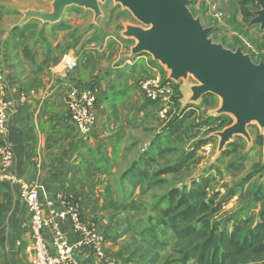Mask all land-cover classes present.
<instances>
[{
  "label": "crops",
  "instance_id": "0c3cea01",
  "mask_svg": "<svg viewBox=\"0 0 264 264\" xmlns=\"http://www.w3.org/2000/svg\"><path fill=\"white\" fill-rule=\"evenodd\" d=\"M53 1L0 0V65L5 79L4 94L12 101L7 136L14 152L10 170L35 180L44 200L56 198L60 192L74 193L80 199L84 215L97 219L100 230L108 236L107 253L120 255L125 264H145L135 254L134 242L140 238L142 229L138 221L146 217L141 207L146 199L143 188L132 186L122 179V174L143 158L144 153L139 154V150L144 151L153 142L155 135L150 134V129L160 134L170 123L157 114L158 104L147 100L139 87L143 79L153 74L152 70H157L154 64L158 62L148 54L131 56L136 40L125 37L123 31L126 25L136 23L121 12L117 11L113 28L99 21L116 16L115 8L106 7L109 1L101 4L102 15L98 20L92 10L72 8L75 10H68L57 24L33 20L26 28L18 27L24 11H51ZM194 1L196 6L202 2ZM204 1L219 10L231 3L237 7V21L243 18L239 0ZM113 3L122 11L127 10ZM218 24L225 25L217 20L214 26L217 28ZM116 26L124 27L118 31L119 36L114 33ZM257 29L264 32L259 26L247 25L241 33L256 36ZM241 37L239 46L244 50L245 46L251 47ZM66 54L78 59L76 69L65 67ZM166 74H169L167 70ZM192 84L196 82H179L181 106L184 109L208 103L201 108L202 115L197 107L192 116L200 124L207 117L212 120L217 116L214 112L220 107L221 99L208 94L197 105L186 106L190 96L186 86ZM88 86L98 92L97 120L92 131L84 136L70 118L67 95L71 90ZM22 93L27 94L26 100L22 99ZM212 97L219 98V102L212 101ZM202 126L203 131L209 128L207 136L220 131L210 129L208 124ZM193 133L199 137L203 132L199 134L193 128ZM30 218L19 185L5 181L0 186L2 264H34L32 253L26 249ZM67 234L74 239L69 227ZM167 234L171 236L170 231ZM48 237L51 239V235ZM77 257L83 264H99V259L87 248L81 249ZM187 264L197 263L192 259Z\"/></svg>",
  "mask_w": 264,
  "mask_h": 264
},
{
  "label": "rangeland",
  "instance_id": "374dc122",
  "mask_svg": "<svg viewBox=\"0 0 264 264\" xmlns=\"http://www.w3.org/2000/svg\"><path fill=\"white\" fill-rule=\"evenodd\" d=\"M191 3L192 5L190 6L195 11V15H201L205 26L216 25L217 20L213 16L214 13L211 11L210 4L204 0L199 6H196L194 0ZM46 4L49 5L48 3ZM109 6L115 8L116 16L109 21H105L104 18L99 20L109 26V28L115 27L114 19L117 18V11L121 12L125 18L130 19L137 25H141L130 11H122L121 7H115L113 1L108 2L106 7ZM246 8L252 11L258 9L254 2L247 5ZM236 9L237 7L235 8L231 3L229 6L224 7L223 10L221 9L225 16L221 21L225 25L218 24L215 29L216 32L213 35L211 34V37L215 42H221L225 47L234 50L241 44L240 35H242L241 39L251 45V47L245 46V52L250 53L255 62H260L264 60V32H260L257 29L258 34L256 36L242 34V29L246 28L253 14L247 18L242 13L243 18L239 22L236 19ZM121 29H124V27L116 26L114 33L118 35V31ZM154 65L161 72H166L160 63ZM154 72L152 70L153 74ZM189 81L194 80L191 78ZM212 101L219 102V98L212 97ZM203 106L207 107L208 103L195 106L200 109L201 115ZM192 115H188L182 128L176 134H173L172 131L173 127L176 128L177 126L171 127L170 123L167 125L168 128L166 127L160 134L156 131L154 132V129H150V134L155 135L153 142L151 145L148 143L144 147V151L139 150V154L144 153L143 158L139 161L140 166L162 181V184L153 190L145 193L142 191V194H144L143 198L146 200L140 204L144 211L143 215H146V217L139 219V226L143 228L151 225V228L156 232L157 228H162L159 231L161 240H167L169 236L167 231L169 229L157 224V218L161 216L160 208L167 207L169 203L175 204L184 200V209L188 205L189 193L191 191H199L206 193V203L210 208L219 209L218 214L210 219V223L216 229L217 234L229 232L230 228L238 223L243 224L246 232L250 233L264 212V131H262L257 122L249 124L247 129L251 134V141L249 142L242 135H237L226 146V149L219 154L220 137L217 135L207 136L210 131L209 128L208 130L206 128L202 135L197 137L193 133L197 118ZM209 118L207 117L202 123L211 125L210 129L220 131L224 129L222 127L226 125L228 127L235 121L231 115L214 116L212 120ZM160 124L162 125V123ZM188 130L191 132L189 133ZM150 134L147 133V135ZM207 143L212 144V152L208 155H203L201 147ZM149 198L150 201H147ZM250 218L252 220L249 222ZM173 240V238L169 240L162 249L163 251H159L161 256L159 264H166L169 261V264H178L174 260L171 261L173 256H181L174 249ZM248 264H264V260L251 261Z\"/></svg>",
  "mask_w": 264,
  "mask_h": 264
},
{
  "label": "water",
  "instance_id": "95a60500",
  "mask_svg": "<svg viewBox=\"0 0 264 264\" xmlns=\"http://www.w3.org/2000/svg\"><path fill=\"white\" fill-rule=\"evenodd\" d=\"M110 0H54L52 10L28 9L24 11L18 27L33 20L46 24L61 22L72 8H84L102 15L101 4ZM129 10L141 23L125 26L123 35L136 40L131 56L148 54L168 72V78L179 83L193 79L187 85L188 104L213 94L221 99L214 112L234 118V123L213 135L220 137L218 153L221 154L235 136L242 135L249 142L248 125L257 122L264 131V60L255 62L242 46L225 47L211 37L216 26H205L201 16L191 9V0H113ZM248 27L259 26L264 31V0H255ZM251 144V143H250Z\"/></svg>",
  "mask_w": 264,
  "mask_h": 264
},
{
  "label": "built area",
  "instance_id": "2783aa9c",
  "mask_svg": "<svg viewBox=\"0 0 264 264\" xmlns=\"http://www.w3.org/2000/svg\"><path fill=\"white\" fill-rule=\"evenodd\" d=\"M211 11L218 21L224 17V13L214 4L211 5ZM63 62L68 70H74L79 66L78 59L72 54L64 55ZM128 63L131 61L128 60ZM177 84L155 69L154 74L139 83V87L147 100L158 104L157 114L170 120L183 112L176 101L179 99ZM4 90L5 79L0 65V186L5 181L17 183L20 194L26 201L31 213L27 224L30 240L26 249L32 253L34 264H83L77 256L79 251L85 248L99 259V264H125L121 257L107 253V235L100 230L97 219L84 215L78 196L72 192H60L56 198L44 200L35 180L11 172L14 152L7 136L10 133L12 101L5 96ZM21 96L26 100V93H22ZM97 96L96 89L90 86L71 90L67 95L70 118L81 135H88L97 120L95 111ZM202 127L200 120L197 119L194 129L197 132L201 131L198 132L201 134L204 129ZM212 147L211 143L203 145L202 154H210ZM67 227L74 239L67 234Z\"/></svg>",
  "mask_w": 264,
  "mask_h": 264
},
{
  "label": "trees",
  "instance_id": "16d2710c",
  "mask_svg": "<svg viewBox=\"0 0 264 264\" xmlns=\"http://www.w3.org/2000/svg\"><path fill=\"white\" fill-rule=\"evenodd\" d=\"M252 2L255 3V0H239L241 12L247 18L253 14L252 10L246 8ZM191 9L193 10V8ZM193 12L195 11L193 10ZM162 74L165 78L167 77L166 72H162ZM177 89L180 99L179 83ZM179 99H177V105L182 107ZM195 112L196 107L190 105L184 107L181 115L171 118V127L177 126L176 128L173 127L172 133L176 134L182 128L188 115L190 116ZM122 179L134 187H142L143 193L162 184V181L155 175L142 168L140 162H135L127 169L122 174ZM184 202L183 200L180 203H169L167 207L160 208L161 216L157 218V224L167 227L171 232V236H168L167 240H161L159 231L162 228H157L156 232L150 225L139 231L140 238L134 242L136 245L135 254L139 256L140 260L145 261V264H159L161 261L159 251H163L162 249L172 238L174 239L173 247L181 256H173L171 261L174 260L178 264H187L192 259L197 264H248L251 261L264 260V212L250 233L246 232L243 224L238 223L232 226L229 232L217 234L216 229L210 223V219L218 214L219 209L208 206L205 192L191 191L188 195V205L183 209ZM251 220L252 218L249 222ZM117 256L121 257L120 255ZM123 261L125 263V260ZM169 263L170 261L166 264Z\"/></svg>",
  "mask_w": 264,
  "mask_h": 264
}]
</instances>
